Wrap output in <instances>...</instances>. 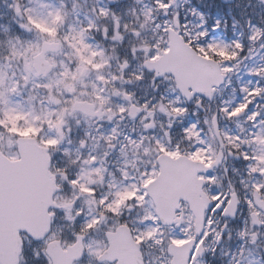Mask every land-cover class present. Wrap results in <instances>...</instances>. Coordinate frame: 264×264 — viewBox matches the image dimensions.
<instances>
[{
  "label": "snow or ice",
  "instance_id": "1",
  "mask_svg": "<svg viewBox=\"0 0 264 264\" xmlns=\"http://www.w3.org/2000/svg\"><path fill=\"white\" fill-rule=\"evenodd\" d=\"M0 264H264V0H0Z\"/></svg>",
  "mask_w": 264,
  "mask_h": 264
},
{
  "label": "rangeland",
  "instance_id": "2",
  "mask_svg": "<svg viewBox=\"0 0 264 264\" xmlns=\"http://www.w3.org/2000/svg\"><path fill=\"white\" fill-rule=\"evenodd\" d=\"M26 135H32L33 133H32V130H26V133H25Z\"/></svg>",
  "mask_w": 264,
  "mask_h": 264
},
{
  "label": "water",
  "instance_id": "3",
  "mask_svg": "<svg viewBox=\"0 0 264 264\" xmlns=\"http://www.w3.org/2000/svg\"><path fill=\"white\" fill-rule=\"evenodd\" d=\"M180 246H182V245H180Z\"/></svg>",
  "mask_w": 264,
  "mask_h": 264
}]
</instances>
